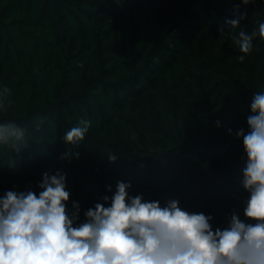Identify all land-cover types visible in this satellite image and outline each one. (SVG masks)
Returning a JSON list of instances; mask_svg holds the SVG:
<instances>
[{"label": "trees", "instance_id": "obj_1", "mask_svg": "<svg viewBox=\"0 0 264 264\" xmlns=\"http://www.w3.org/2000/svg\"><path fill=\"white\" fill-rule=\"evenodd\" d=\"M241 14L238 28L225 23ZM260 22L262 0H0V87L11 101L0 123L26 128L28 142L19 156L0 146V196L38 195L43 173L59 170L78 222L117 181L131 182L129 196L211 215L213 230L233 211L243 219L247 158L235 133H247L264 91V40L245 55L232 36ZM80 120L90 122L84 140L65 143Z\"/></svg>", "mask_w": 264, "mask_h": 264}, {"label": "clouds", "instance_id": "obj_2", "mask_svg": "<svg viewBox=\"0 0 264 264\" xmlns=\"http://www.w3.org/2000/svg\"><path fill=\"white\" fill-rule=\"evenodd\" d=\"M245 17L241 14L225 23L238 28ZM257 35L264 40V22L259 23L258 33L240 30L232 40L246 55L253 51ZM244 58L240 55L238 60ZM9 94L8 87H0V109L7 110ZM250 107L249 130L235 133L243 138L247 158L241 182L248 193L242 201L243 219L233 211L223 227L213 230L211 215L183 210L177 200L161 206L142 194L129 196L131 182L117 181L115 193L102 197L109 206L96 203L78 222L77 203L71 217L66 211L70 198L66 174L45 172L38 195L32 190H9L0 196V264H264V91L254 95ZM89 127L88 120H80L65 132V143L79 144ZM26 132L16 122L0 123V146L19 156L28 147ZM72 155L79 157L66 152L60 159ZM108 158L114 162L117 155ZM106 188L112 191L111 185Z\"/></svg>", "mask_w": 264, "mask_h": 264}]
</instances>
